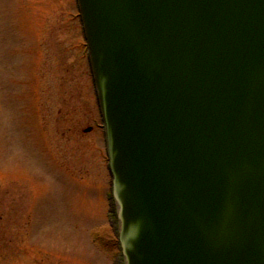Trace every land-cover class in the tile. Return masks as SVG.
I'll return each instance as SVG.
<instances>
[{
	"label": "water",
	"instance_id": "obj_1",
	"mask_svg": "<svg viewBox=\"0 0 264 264\" xmlns=\"http://www.w3.org/2000/svg\"><path fill=\"white\" fill-rule=\"evenodd\" d=\"M124 264H264V0H77Z\"/></svg>",
	"mask_w": 264,
	"mask_h": 264
},
{
	"label": "rangeland",
	"instance_id": "obj_2",
	"mask_svg": "<svg viewBox=\"0 0 264 264\" xmlns=\"http://www.w3.org/2000/svg\"><path fill=\"white\" fill-rule=\"evenodd\" d=\"M77 14L75 0H0V264L119 262Z\"/></svg>",
	"mask_w": 264,
	"mask_h": 264
}]
</instances>
